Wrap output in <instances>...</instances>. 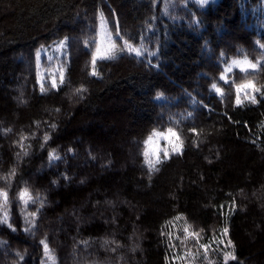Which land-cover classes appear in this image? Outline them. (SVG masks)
I'll return each mask as SVG.
<instances>
[{
	"label": "trees",
	"instance_id": "trees-1",
	"mask_svg": "<svg viewBox=\"0 0 264 264\" xmlns=\"http://www.w3.org/2000/svg\"><path fill=\"white\" fill-rule=\"evenodd\" d=\"M5 215L0 264H174L179 215L264 264V0H0Z\"/></svg>",
	"mask_w": 264,
	"mask_h": 264
},
{
	"label": "rangeland",
	"instance_id": "rangeland-1",
	"mask_svg": "<svg viewBox=\"0 0 264 264\" xmlns=\"http://www.w3.org/2000/svg\"><path fill=\"white\" fill-rule=\"evenodd\" d=\"M100 42L108 37H101ZM61 41L64 43L61 44ZM65 39L56 40L41 47L43 51L61 52L65 49ZM182 144L173 130H152L145 140L144 163L155 164L157 160L166 159L179 153ZM147 153V156L145 155ZM167 153V156L165 154ZM225 229L215 228L203 231L192 226L179 215L171 219L164 230L170 246L174 264H216L218 261L227 262L235 259L233 244L225 233Z\"/></svg>",
	"mask_w": 264,
	"mask_h": 264
},
{
	"label": "snow or ice",
	"instance_id": "snow-or-ice-1",
	"mask_svg": "<svg viewBox=\"0 0 264 264\" xmlns=\"http://www.w3.org/2000/svg\"><path fill=\"white\" fill-rule=\"evenodd\" d=\"M63 43L64 42L61 41V44H63ZM127 51L129 52V54L135 53L137 56H140L141 55V53L138 50H136V49H134V48H132L130 46L127 47ZM95 59L96 58L94 57L93 58L94 63H95ZM252 67L255 68L256 65H252ZM93 74H95V73H93ZM61 83H63V78L61 79ZM52 87L53 88H57L58 85L54 82L52 84ZM213 87H215V85H213ZM41 91L42 92H45L46 89L43 88V86H42L41 87ZM78 91H80V90H78ZM217 91L219 92V89H217ZM252 102L255 103V100L253 99ZM52 127L55 128V125H53ZM49 139H50V137L48 135H45V137H44L45 143H47V141ZM42 147H43V145H42ZM69 151H71V149H69ZM145 155L147 156V153H145ZM165 156H167V153L165 154ZM61 159H62V157L59 156L58 154H56L55 150H53L52 152H49V154H48V161H49V165L50 166L53 165L56 161L61 160ZM159 162L160 161L157 160L156 163H159ZM149 168H150V170H158V169H154V165L151 164V163L149 164ZM65 179H67V177H65ZM53 183H55V181H53ZM26 193H27V190L22 191L21 194H20L21 195V198H23L26 195ZM4 195H5V204H7L6 194H4ZM29 199H31L30 196H29ZM33 215H35V213H33ZM7 222H8V216L7 215H5L2 219H0V224L7 223ZM8 227L9 228H12V225L11 224H8ZM12 231H16V229L15 228H12ZM25 231H29V229H25ZM225 233H227V229H225ZM0 243H3V242H0ZM41 243L44 244L45 252L47 254L48 253L47 244L44 241H41Z\"/></svg>",
	"mask_w": 264,
	"mask_h": 264
}]
</instances>
